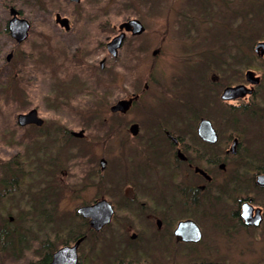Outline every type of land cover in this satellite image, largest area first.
Returning a JSON list of instances; mask_svg holds the SVG:
<instances>
[{"label":"flooded vegetation","instance_id":"af4514ba","mask_svg":"<svg viewBox=\"0 0 264 264\" xmlns=\"http://www.w3.org/2000/svg\"><path fill=\"white\" fill-rule=\"evenodd\" d=\"M28 1L1 0L9 16L1 33L13 43L0 61L24 56L17 48L36 24L16 3ZM55 1L43 106L24 95L22 78L0 81V93L13 94L0 103L16 105L11 130L23 148L0 160V191L91 195L78 207L104 199L112 214L98 227L76 214L78 229L55 248V225L42 238L32 232L33 256L49 264L79 240L74 264H264V49H255L264 38L244 47V18L233 16L242 1L187 0L155 31L141 17L102 20L100 0ZM220 5L232 7L224 8L232 27ZM14 17L29 24L21 41L9 31ZM130 20L142 31L119 28ZM223 21L232 30L214 50Z\"/></svg>","mask_w":264,"mask_h":264},{"label":"rangeland","instance_id":"374dc122","mask_svg":"<svg viewBox=\"0 0 264 264\" xmlns=\"http://www.w3.org/2000/svg\"><path fill=\"white\" fill-rule=\"evenodd\" d=\"M148 1L149 7L147 9L146 7H143L141 5L142 0H100L101 5H99V9L101 18L102 20L107 19L109 12H111V15L113 16V18H115L113 19V21L115 20L114 23L119 24L125 18H130L132 16L141 17V20L147 25L148 30L155 31L158 28L157 26L159 25V23L157 22L163 21L167 22V25H170L173 18L177 14V11L181 10L184 7V4L188 2L187 0ZM240 1H242V7H239L240 11L237 10L238 12L236 11L237 13H233V16L241 14L242 18H245L244 13L246 11H248V13L252 15V18L248 17L247 19L243 20L242 28L244 29V31L249 30L248 32L245 31L244 39L250 36V39H252L250 43L253 40L257 41V38L259 36L264 37V23H261L259 19L261 17L260 5L264 3V0ZM16 7L21 9V13L23 14V16L31 22H34L36 26L32 27V29L30 30L31 34L28 36L25 43L21 46L19 45L17 48V51L20 52V54L24 53L23 57L20 58L19 56H14V58H12V60L8 63H5L4 60L0 61V81L7 82L11 80L15 82L18 80L17 78H22L24 82V95L35 103H38L40 106H43V104L41 103L43 101L45 102L44 97L49 90L50 79L48 71L46 70L47 67H45V64H47L48 62L47 60L49 56V52L46 49V46H48L46 39L47 34L49 33V31H51L48 30V28H50L49 25L51 26L50 22L53 13L56 11H61L62 6L59 5L55 0H29L25 3H16ZM224 8L227 9L224 5H220V7H218L220 17L226 18L228 16V27H232V20H230L231 14L229 11H224ZM227 10H230L232 12V7L231 9L229 8ZM212 16L214 21L218 20L216 8H214V13L212 14ZM8 17V13L1 5L0 0V48L4 50L3 55H5L12 49L11 44L13 43L10 38L7 37V35L1 33ZM223 23L225 28H223L224 30L222 32L224 33L222 34V32H220L222 34L220 39L216 37L213 38L214 50L218 47L220 42L224 40V36L229 35L227 32H230L232 30L225 26V21H223ZM38 27L40 29H38ZM202 27H205V25ZM216 27L217 26H215L213 29L214 32L220 30ZM252 35L253 37H251ZM255 41L252 44H247L244 47H251L255 43ZM25 52L34 55L28 56ZM36 52L42 53V57L40 58L41 60H36ZM19 66L22 67V71L16 74V68H18ZM9 95L12 96L13 94H8L7 92H5V94L0 93V101H2V97H8ZM15 107L16 105L14 104V102L7 100V98H5L4 100V105L2 104V102L0 103V113H6L4 115L0 114V160L13 155L17 150L23 149L17 141L19 137L18 134L22 133L18 132L17 134H15V132L11 130L14 129L12 114L15 112ZM99 122L101 123V120H86L85 127L94 128L99 124ZM70 173L71 174L69 175L68 181L71 183H75V181L77 180L78 168H71ZM71 175H73V177L70 179ZM28 190L29 188L26 189L27 193L29 192ZM37 196L38 195H14L11 203L7 207V210L9 212L6 214V216L9 218V221L12 220V227L19 228V226L21 225L22 227L25 226L26 228H30L31 233L34 232L37 236H40L42 238L43 233H49L46 232V226L50 224L49 222L47 223L45 221V219L43 218L44 214L42 215L41 213L48 212L55 215L54 222L51 225H55L56 229L59 230L58 232H56L57 237H55L54 241L53 235H51L49 238L53 242V245H58L62 240H64L63 238H66L65 230H67V228H65V226L67 225L64 221L68 220L70 218V213H72L73 211L75 212V209L83 201L89 199L91 195H56L55 203L52 204L50 200L49 203H51V208L48 207V209L45 208L46 203H43L42 200H40V202L35 201L38 200ZM15 216L17 217L16 220H14ZM61 219H63V221L60 224L59 221ZM32 244L28 243L27 248L23 249L19 255L13 254L8 251H0V264H32L38 261V259H36L32 254V249H34L33 247H35V244Z\"/></svg>","mask_w":264,"mask_h":264},{"label":"water","instance_id":"95a60500","mask_svg":"<svg viewBox=\"0 0 264 264\" xmlns=\"http://www.w3.org/2000/svg\"><path fill=\"white\" fill-rule=\"evenodd\" d=\"M130 26L133 27L134 32H140L143 29L138 20H130L128 22H124L120 24L119 28L120 29L124 28L125 30H128ZM28 28H29V24L25 19H17L16 17H14L9 22V31L11 33V36L17 41H21L27 36ZM120 40H121V36H118L111 42V46L113 50L117 48L118 46L117 44L119 43ZM259 48L264 49V41H260L255 45L256 50ZM33 113L34 112H31L26 115H20L19 116L20 123L23 124L25 122H32L34 120ZM75 213L78 215L80 214L83 217H88L90 219L89 220L90 225L92 227H98L108 222L112 214V208L106 200L102 199L90 206L77 207L75 209ZM78 242L79 240L76 241L74 245L71 247H62L58 249L53 254V259L49 264H74L76 260V247L78 245Z\"/></svg>","mask_w":264,"mask_h":264},{"label":"trees","instance_id":"16d2710c","mask_svg":"<svg viewBox=\"0 0 264 264\" xmlns=\"http://www.w3.org/2000/svg\"><path fill=\"white\" fill-rule=\"evenodd\" d=\"M244 15H245L244 20L247 19L248 17L252 18V15L250 13H248V11H246L244 13ZM260 16H261L259 18L260 22L264 23V3H262L260 5ZM245 31H248V30H245ZM262 38H264V37L259 36L257 39H262ZM251 40L252 39H250L249 37L245 38L244 39L245 46L247 44H252L255 41V40H253L250 43ZM13 196L14 195L2 194V192L0 191V251H2V252L8 251V252H11L13 254L19 255L22 252V250L26 249L28 246V241H29V236L31 234V230H30V228H26L25 226L22 227V225L19 226V228L18 227H16V228L12 227L13 226L11 224L12 220L9 221V218L6 216V214L9 212L7 210V207L11 203ZM40 200H42L43 203H46L45 208L48 209V207L51 208V205H50L51 203L52 204L55 203L56 195H39L37 201L40 202ZM50 200H51V203H49ZM44 201H46V202H44ZM41 214L42 215L44 214L43 218L45 219V221L47 223L49 222V224H53L54 219H55V215L48 213V212L47 213H41ZM16 216H15L14 220H16V218H17ZM69 217L70 218L68 220L64 221L65 224L69 226L67 228V230L69 231V233H73L74 231L76 232V230L78 229L77 228L78 219H77L76 213L73 211L72 213H70ZM62 221H63V219H61L59 221L60 224L62 223ZM28 223H29V221H28ZM58 245L53 246V248H55ZM45 260H38L32 264H44ZM28 264H30V263H28Z\"/></svg>","mask_w":264,"mask_h":264}]
</instances>
